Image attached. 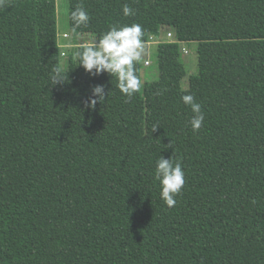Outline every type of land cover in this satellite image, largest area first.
<instances>
[{"label": "trees", "instance_id": "16d2710c", "mask_svg": "<svg viewBox=\"0 0 264 264\" xmlns=\"http://www.w3.org/2000/svg\"><path fill=\"white\" fill-rule=\"evenodd\" d=\"M68 21L72 43L132 24L143 44L176 41L157 43L158 78L128 98L78 64L92 45L60 68L55 0L0 6V264H264V0H68ZM182 43L196 45L187 89ZM95 85L108 95L86 109ZM160 156L185 172L172 207Z\"/></svg>", "mask_w": 264, "mask_h": 264}, {"label": "clouds", "instance_id": "9594fccd", "mask_svg": "<svg viewBox=\"0 0 264 264\" xmlns=\"http://www.w3.org/2000/svg\"><path fill=\"white\" fill-rule=\"evenodd\" d=\"M6 0H0V6H3ZM124 16H131L134 10L127 4L122 7ZM72 20L76 25L85 24L89 21L88 13L78 7L71 13ZM143 31L140 24L118 27L113 25L98 40L94 41L91 47L85 48L79 52L78 64L90 75H99L108 73L118 81L117 87L121 94L131 98L142 88V81L135 74L134 62L141 58ZM52 84L56 85L63 82L61 76L53 75ZM103 85H95L91 89L89 98L84 102L86 109L94 108L97 103L107 97ZM182 102L189 106L193 113L189 124L193 131L201 128L204 122V115L201 105L196 102L193 95L187 94L181 96ZM156 127L153 129L155 130ZM154 179L158 182L161 199L168 207L175 205V196L180 193L185 184V172L181 163L170 158H160L156 161Z\"/></svg>", "mask_w": 264, "mask_h": 264}, {"label": "rangeland", "instance_id": "374dc122", "mask_svg": "<svg viewBox=\"0 0 264 264\" xmlns=\"http://www.w3.org/2000/svg\"><path fill=\"white\" fill-rule=\"evenodd\" d=\"M57 4V29H58V35L62 34V31L67 32L68 35H70L71 39L74 37L70 31L69 27V21H68V0H55ZM167 29H164L162 31L163 38H166V31ZM59 40V38H58ZM65 41V40H64ZM67 41V40H66ZM149 43L143 44V48L141 50V58L138 60L141 64V81L142 85L145 82L153 81L158 78V66H157V56H156V46L157 44H151L147 45ZM187 49L188 53L185 54L181 50V61L185 64L186 67V76L181 81L182 89H187L189 85V77L191 75L197 74V56H196V45L191 44H182V48ZM72 55V52L70 53ZM68 58L69 57H62L61 58V64L60 68L63 70H66L67 64H68ZM145 61H148L150 66L145 67Z\"/></svg>", "mask_w": 264, "mask_h": 264}, {"label": "crops", "instance_id": "0c3cea01", "mask_svg": "<svg viewBox=\"0 0 264 264\" xmlns=\"http://www.w3.org/2000/svg\"><path fill=\"white\" fill-rule=\"evenodd\" d=\"M56 6H57V4H56ZM57 12H58V10H57ZM57 24H58V21H57ZM64 34L68 35L67 32H65V31H62V34L58 35V38H59L58 42L61 45H63V49L62 50L65 53V56H63L64 58L69 57L71 55L70 54L71 52H72V55L74 57V50L78 46H81V45H92L94 41H97L95 36L86 33V34L78 35L77 38H76V41L74 42L75 44H74V43H72L70 41L71 37L69 35H68L67 38L62 37ZM151 44H154V43L149 42V44H147V45H151ZM144 66H145V64H144ZM145 67H147V66H145Z\"/></svg>", "mask_w": 264, "mask_h": 264}, {"label": "built area", "instance_id": "2783aa9c", "mask_svg": "<svg viewBox=\"0 0 264 264\" xmlns=\"http://www.w3.org/2000/svg\"><path fill=\"white\" fill-rule=\"evenodd\" d=\"M62 37L67 38L68 35L64 34ZM163 41H165V42H174V41H176L175 38H174V33H173L172 31H168V32L166 33V38H163V36L160 37V38H157V39L150 38V42H152V43H156V44L159 43V42H163ZM58 43H59V42H58ZM148 43H149V42H148ZM182 44H185V43H182ZM59 47H60V48H63V45H61V44L59 43ZM181 50H182L185 54L188 53L187 49H185L184 47H183ZM61 55H62V57H63V56H65V53L62 51ZM145 66H148V67L150 66V64H149L148 61H145Z\"/></svg>", "mask_w": 264, "mask_h": 264}]
</instances>
